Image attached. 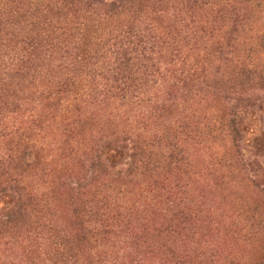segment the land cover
I'll return each instance as SVG.
<instances>
[{
    "label": "rangeland",
    "instance_id": "rangeland-1",
    "mask_svg": "<svg viewBox=\"0 0 264 264\" xmlns=\"http://www.w3.org/2000/svg\"><path fill=\"white\" fill-rule=\"evenodd\" d=\"M163 1L158 17L153 9L156 6L147 7L138 15L160 39L157 58L161 66L170 63L169 55L178 48L187 61L205 69L208 77L217 71L228 75L248 56L255 67H264V0ZM136 17L127 12L113 18L117 20L113 25L126 26ZM90 18L99 17L95 12ZM235 18L241 22L239 25L232 24ZM107 24L103 26L106 28ZM218 46L222 52L217 51ZM53 62L57 64L58 56H53ZM58 75L56 68L45 67L40 82L23 84L24 100L4 124L11 135L24 133L36 142L37 163L22 175L21 185L38 195L53 196V219L58 224L71 217L66 201L71 193L67 184L76 179L82 182L84 169L94 153L104 142L113 143L103 154L98 173L90 176L87 188H100L112 196L109 212L120 218L119 233L117 238L93 243L85 254L87 257H83L88 258L84 264H180L181 260L189 264H225L228 260L257 264L264 257V193L254 187L264 181L251 184L242 180L244 176L256 180L254 173L258 170L264 174V93L261 102L246 110L242 135L234 149L235 159L228 156L233 151L230 138L213 143L202 137L201 132L198 138L182 142L188 163L184 170L168 175L161 170L147 173L143 167L135 166L128 178L113 179L114 171L134 165L138 154L135 145L153 139L161 126H172L174 116L147 114L148 103L137 109H123L118 102L95 100L88 94L51 106L38 99L37 92L54 85ZM214 80L218 85L212 83L209 91L203 90L199 98L177 99L178 110L221 114L223 95L216 94L219 90H237V84L231 86L220 82V78ZM158 84L161 86L145 89L146 102L150 98L167 101L171 87H177L171 70L161 76ZM172 94L181 96L177 90ZM234 103L235 100L228 101L229 105ZM77 118L87 122L82 130L68 136L66 124ZM227 153L235 173L215 162ZM155 183L166 184L169 194ZM185 209L187 221L175 219L169 212ZM251 213L259 216L253 224L247 219ZM246 225L256 227L254 232L258 235L253 240L243 239ZM168 226L174 229V234L166 229ZM29 247L34 252L32 256L26 254ZM43 248L33 235L19 233L15 238H5L0 240V264H48ZM166 248H172L170 255Z\"/></svg>",
    "mask_w": 264,
    "mask_h": 264
},
{
    "label": "trees",
    "instance_id": "trees-1",
    "mask_svg": "<svg viewBox=\"0 0 264 264\" xmlns=\"http://www.w3.org/2000/svg\"><path fill=\"white\" fill-rule=\"evenodd\" d=\"M192 1L197 3L199 0ZM163 4V0H0V240L15 238L19 233L33 235L43 245L44 259L48 264H80L81 260L84 264L88 258L83 257L93 243L104 238H117L119 233L120 218L109 212L112 196L100 188H87L90 176L98 173L103 154L113 147L111 141L104 142L94 153L91 163L87 162L82 182L76 179L67 184L71 193L66 201L71 217L63 224L53 219V196L38 195L21 185L22 175L37 163L36 142L24 133L11 135L4 121L21 106L23 84L40 82L45 67L56 68L59 73L54 85L37 92V98L51 106L62 105L70 97L82 99L88 94L95 100L118 102L123 109H137L148 103L150 109L147 114L174 116L172 126H161L153 139H144L135 145L138 154L134 167L114 171L113 179L128 178L135 166L143 167L147 173L161 170L168 175L184 170L188 163L182 142L198 138L201 132L204 133L202 137L213 143L231 139L232 153L216 158L215 162L228 169L229 173H235L228 158L232 156L235 159L234 149L242 135L246 110L264 98V67H255L248 56L228 75L217 71L208 77L205 69L188 62L178 48L169 55L170 63L166 67L161 66L157 58L160 39L138 15L145 8L156 6L153 9H156L158 17ZM95 12L99 18H90ZM127 12L137 17L126 26L114 27L113 22L117 20L113 18ZM232 21L233 25L241 23L237 18ZM106 23L112 25L107 24L105 28L103 24ZM141 26H145L144 29ZM217 51L222 52L221 46ZM53 56H58L57 64L53 62ZM169 70L174 86H177L171 87L169 99L160 102L150 98L146 102L145 89L161 86L158 80ZM217 78L231 86L237 84V90H219L216 94L223 95L221 114L204 115L178 110L177 99L199 98L203 90L209 91L212 83L218 85L214 80ZM174 90L181 94L179 98L172 97ZM233 99L236 104L229 105L228 101ZM86 122L77 118L66 124L65 132L72 136L82 130ZM36 123L34 119L33 124ZM254 174L256 180L252 181L248 176L242 180L251 181V184L264 181L262 171ZM155 184L169 194L166 184ZM254 185L257 191L264 193V182ZM179 211L169 212L172 217H177L175 219L187 221L188 211ZM255 217L259 218L257 213H251L247 219L253 224ZM166 229L175 233L171 226ZM254 229L255 226L246 225L243 239L253 240L258 235ZM166 249L170 255L172 248ZM26 254H34L31 247L26 249ZM180 264L189 263L181 260ZM225 264L241 262L228 260ZM257 264H264V257Z\"/></svg>",
    "mask_w": 264,
    "mask_h": 264
}]
</instances>
